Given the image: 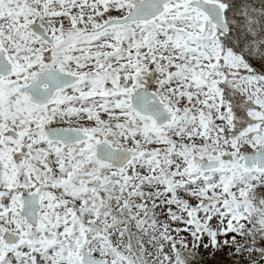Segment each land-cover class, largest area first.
Wrapping results in <instances>:
<instances>
[{
    "label": "snow or ice",
    "instance_id": "obj_1",
    "mask_svg": "<svg viewBox=\"0 0 264 264\" xmlns=\"http://www.w3.org/2000/svg\"><path fill=\"white\" fill-rule=\"evenodd\" d=\"M261 177L264 0H0V264H130L125 213L180 232L168 264H235Z\"/></svg>",
    "mask_w": 264,
    "mask_h": 264
},
{
    "label": "rangeland",
    "instance_id": "obj_2",
    "mask_svg": "<svg viewBox=\"0 0 264 264\" xmlns=\"http://www.w3.org/2000/svg\"><path fill=\"white\" fill-rule=\"evenodd\" d=\"M260 186H264V177L256 179H250L247 185H241L239 187H243L246 191V198L252 202V204L256 208H264V204L261 201H264V197H261L259 193ZM239 187L237 190V197L239 198ZM201 189H196L195 191L199 192ZM187 195H190L187 194ZM211 195V194H210ZM196 197H192L191 200L184 199L180 200L177 198V204L179 205L175 212L171 213V217H175L177 221H179L183 215L185 209L190 211H195L196 209L192 208V203L195 201ZM161 204H163V200H161ZM135 211V209H133ZM214 214V213H213ZM256 214V213H255ZM254 216V215H253ZM252 216V217H253ZM126 219L127 224L121 223L116 225L115 227H110L108 236L113 237V246L120 253L121 256L126 258V262L128 260L127 253H122L121 248L115 244V241L119 239L123 245L126 246L128 252H135L136 249H140V252H135V255L139 259H143L144 256H148L149 259H155L156 264H168V261L165 259L167 254V249L170 246V243H181L184 241V237L180 235V232L177 230L173 231L174 225L169 223L168 221H157V225L152 227H145L143 230H139L136 227V222L129 219L127 213L121 216V219ZM111 220L108 221V224L111 225ZM103 227V223L100 225ZM207 230L209 233L216 231L217 233L223 229V225H207ZM127 229H129V234L127 233ZM260 237L261 247L264 245V226H261L255 220L253 222L252 219L249 218L248 221L244 222V227L241 230H238L237 233L233 234L231 238L228 239V244L223 245L226 250V255L228 257L238 256L240 259L235 261H239V264H242L243 258L241 256V252L244 249H241L238 246V242L243 238H247L251 241L250 245L246 248L247 251L251 252H260L261 247H256L257 236ZM131 237V238H129ZM225 239V238H220ZM99 241L97 242V246H99ZM211 244V240H209V245ZM154 253H159L158 256L154 255ZM109 257H112L109 255ZM109 264H113V258H108Z\"/></svg>",
    "mask_w": 264,
    "mask_h": 264
},
{
    "label": "clouds",
    "instance_id": "obj_3",
    "mask_svg": "<svg viewBox=\"0 0 264 264\" xmlns=\"http://www.w3.org/2000/svg\"><path fill=\"white\" fill-rule=\"evenodd\" d=\"M262 215L264 214L256 213L254 214L253 217H250V219H252L254 222L256 219L261 218ZM115 244L121 248L122 253H127L130 264H156V260L149 259L148 256H144L143 259L137 258V256L135 255V252H140L141 251L140 249H136L135 252H128L126 246L123 245L119 239L115 241ZM250 244H251V241L247 238H243L241 241L238 242V246L241 249H244L241 252V256L243 260L247 262V264H259V261L261 259H264V253L247 251L245 246L250 245ZM256 247H261L259 235L257 236ZM154 255L158 256L159 253H154ZM237 264H239V261H237Z\"/></svg>",
    "mask_w": 264,
    "mask_h": 264
},
{
    "label": "trees",
    "instance_id": "obj_4",
    "mask_svg": "<svg viewBox=\"0 0 264 264\" xmlns=\"http://www.w3.org/2000/svg\"><path fill=\"white\" fill-rule=\"evenodd\" d=\"M260 252L264 253V246L260 248Z\"/></svg>",
    "mask_w": 264,
    "mask_h": 264
},
{
    "label": "flooded vegetation",
    "instance_id": "obj_5",
    "mask_svg": "<svg viewBox=\"0 0 264 264\" xmlns=\"http://www.w3.org/2000/svg\"><path fill=\"white\" fill-rule=\"evenodd\" d=\"M117 224H115V226H116ZM115 226H112V222H111V225H110V227H115Z\"/></svg>",
    "mask_w": 264,
    "mask_h": 264
}]
</instances>
